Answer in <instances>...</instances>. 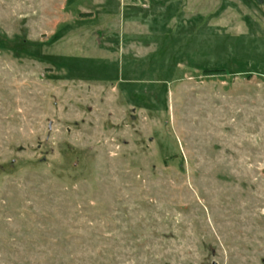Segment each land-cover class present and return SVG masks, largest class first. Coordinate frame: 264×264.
Listing matches in <instances>:
<instances>
[{
    "label": "rangeland",
    "instance_id": "1",
    "mask_svg": "<svg viewBox=\"0 0 264 264\" xmlns=\"http://www.w3.org/2000/svg\"><path fill=\"white\" fill-rule=\"evenodd\" d=\"M0 264H264V0H0Z\"/></svg>",
    "mask_w": 264,
    "mask_h": 264
}]
</instances>
